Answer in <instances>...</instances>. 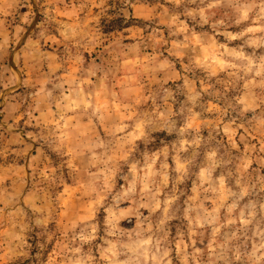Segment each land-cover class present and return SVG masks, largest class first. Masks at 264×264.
Wrapping results in <instances>:
<instances>
[{
    "label": "clouds",
    "instance_id": "9594fccd",
    "mask_svg": "<svg viewBox=\"0 0 264 264\" xmlns=\"http://www.w3.org/2000/svg\"><path fill=\"white\" fill-rule=\"evenodd\" d=\"M0 264H264V0H0Z\"/></svg>",
    "mask_w": 264,
    "mask_h": 264
}]
</instances>
